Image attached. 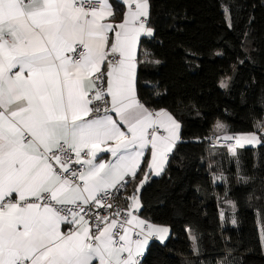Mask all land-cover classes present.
<instances>
[{
    "label": "crops",
    "instance_id": "obj_1",
    "mask_svg": "<svg viewBox=\"0 0 264 264\" xmlns=\"http://www.w3.org/2000/svg\"><path fill=\"white\" fill-rule=\"evenodd\" d=\"M80 1L101 6L85 11ZM149 14L148 0H0V264H139L169 234L140 215V190L166 171L181 140L179 121L137 93L139 44L153 36ZM77 46L86 50L80 61L72 59ZM99 70L111 110L90 118ZM61 143L89 150L83 187L48 164L45 152ZM133 178L124 246L113 243L112 222L93 234L82 216L67 224L49 208L22 204L45 193L61 204L87 203Z\"/></svg>",
    "mask_w": 264,
    "mask_h": 264
},
{
    "label": "trees",
    "instance_id": "obj_2",
    "mask_svg": "<svg viewBox=\"0 0 264 264\" xmlns=\"http://www.w3.org/2000/svg\"><path fill=\"white\" fill-rule=\"evenodd\" d=\"M148 1L137 93L179 121L181 140L139 192L141 217L171 230L140 264H264V136L234 151L208 140L217 121L230 136L264 127V0Z\"/></svg>",
    "mask_w": 264,
    "mask_h": 264
},
{
    "label": "built area",
    "instance_id": "obj_3",
    "mask_svg": "<svg viewBox=\"0 0 264 264\" xmlns=\"http://www.w3.org/2000/svg\"><path fill=\"white\" fill-rule=\"evenodd\" d=\"M79 6L85 11H92L100 8L101 4L95 1H80ZM1 40V39H0ZM84 46H77L72 54L74 61H80L85 55ZM111 64L117 65L120 61L118 55H112L108 60ZM137 64L139 60L136 61ZM94 89L91 93V106L89 117L99 118L110 112V104L106 93V74L103 70L94 73L93 77ZM2 112L0 106V114ZM159 131V129L152 130ZM264 136L263 130L254 135V138L244 135H231L228 138L215 139L209 137L210 145L213 147H255L256 139ZM48 164L54 172L59 176L68 180L71 186L83 187L81 175L86 171L85 161L90 157V152L87 148L74 149L67 144L61 143L52 150L45 152ZM134 180V178H133ZM132 180V181H133ZM124 185L117 188H107L101 192L96 200L87 203H68L61 204L56 202L51 194L45 193L38 198L26 199L22 202L24 206L35 203L42 207L53 210L60 216L64 222L69 224L75 217L82 216L85 218L93 234L99 233L106 222H112L113 228L111 237L116 246H124L123 236L126 228L129 226L133 213L123 203ZM10 201V200H9ZM143 257L139 258V264ZM16 264H28V262L19 258Z\"/></svg>",
    "mask_w": 264,
    "mask_h": 264
},
{
    "label": "rangeland",
    "instance_id": "obj_4",
    "mask_svg": "<svg viewBox=\"0 0 264 264\" xmlns=\"http://www.w3.org/2000/svg\"><path fill=\"white\" fill-rule=\"evenodd\" d=\"M222 86L223 87L226 86V83H223ZM225 128H226L225 123H223L221 121H217V123L215 124V127H214V129L216 131V136L214 138L215 139H222V138H225L226 139V138H228L230 135H228V134L227 135L222 134L224 132ZM262 130L264 132V127H261L260 128L259 133ZM254 135H256V133L255 134L244 135V136L250 137V138H254ZM261 141H262V138L261 137L259 139H256V146H258ZM227 148H229L232 151H234V150L237 149V147H233V146L227 147ZM139 199H140V197H139ZM161 226L163 228H166V230H168V232H169V234L166 236V238H162V240H159L160 243H165L169 239V237L171 236V230H170V227H168V226H165V225H161Z\"/></svg>",
    "mask_w": 264,
    "mask_h": 264
}]
</instances>
